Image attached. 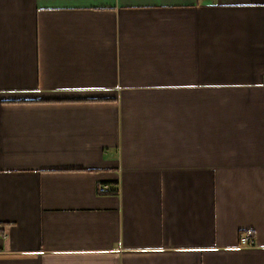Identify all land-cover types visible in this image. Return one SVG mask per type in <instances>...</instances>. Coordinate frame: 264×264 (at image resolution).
Segmentation results:
<instances>
[{
  "label": "crops",
  "instance_id": "crops-1",
  "mask_svg": "<svg viewBox=\"0 0 264 264\" xmlns=\"http://www.w3.org/2000/svg\"><path fill=\"white\" fill-rule=\"evenodd\" d=\"M0 264H264V0H0Z\"/></svg>",
  "mask_w": 264,
  "mask_h": 264
},
{
  "label": "built area",
  "instance_id": "built-area-1",
  "mask_svg": "<svg viewBox=\"0 0 264 264\" xmlns=\"http://www.w3.org/2000/svg\"><path fill=\"white\" fill-rule=\"evenodd\" d=\"M110 187L106 184L104 185H100L98 187V191L102 192V191H107L109 190ZM253 243V238L246 232H241L239 235V245L240 246H251Z\"/></svg>",
  "mask_w": 264,
  "mask_h": 264
},
{
  "label": "trees",
  "instance_id": "trees-1",
  "mask_svg": "<svg viewBox=\"0 0 264 264\" xmlns=\"http://www.w3.org/2000/svg\"><path fill=\"white\" fill-rule=\"evenodd\" d=\"M110 191H112V190H110Z\"/></svg>",
  "mask_w": 264,
  "mask_h": 264
}]
</instances>
